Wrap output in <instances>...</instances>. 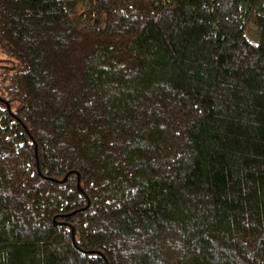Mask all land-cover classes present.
<instances>
[{"label": "trees", "instance_id": "trees-1", "mask_svg": "<svg viewBox=\"0 0 264 264\" xmlns=\"http://www.w3.org/2000/svg\"><path fill=\"white\" fill-rule=\"evenodd\" d=\"M0 264H264V0H0Z\"/></svg>", "mask_w": 264, "mask_h": 264}, {"label": "rangeland", "instance_id": "rangeland-1", "mask_svg": "<svg viewBox=\"0 0 264 264\" xmlns=\"http://www.w3.org/2000/svg\"><path fill=\"white\" fill-rule=\"evenodd\" d=\"M87 6H84V5H79L78 6V12L79 13H82V11L85 10ZM252 24H249L245 30V36H246V39L250 42V43H257L258 41V37H257V34L255 33L254 31V27L252 28L251 26Z\"/></svg>", "mask_w": 264, "mask_h": 264}]
</instances>
